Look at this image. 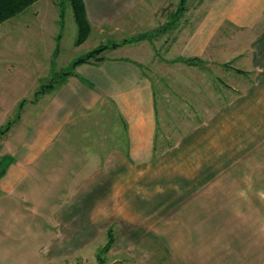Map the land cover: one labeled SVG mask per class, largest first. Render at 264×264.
Listing matches in <instances>:
<instances>
[{
    "label": "crops",
    "instance_id": "obj_1",
    "mask_svg": "<svg viewBox=\"0 0 264 264\" xmlns=\"http://www.w3.org/2000/svg\"><path fill=\"white\" fill-rule=\"evenodd\" d=\"M83 2L91 42L122 41L139 25L148 33L105 50L100 60L75 65L26 104L18 136L10 128L0 141V202L16 197L25 181L36 190V182L50 176L44 174L48 165L56 163L57 180L67 187L61 192L65 204L47 213L0 211V217L52 218L54 230L46 232L53 235L45 246L57 251L53 258L71 245L82 247L81 233L113 225L116 233L125 228L139 235L125 243L126 250L151 242L160 257L166 249L182 264H259L256 254L247 262L240 253L247 230L256 229L242 224L241 210L186 208L185 224L178 225L162 208L164 201L183 199L164 187L184 185L194 168L183 143L193 119L185 101L187 108L194 101H215L224 117L239 123L248 109L257 113L254 107L264 104V0H185L182 12L181 0ZM18 65L2 75L1 90L17 88L11 71L23 70ZM51 153L57 156L40 163ZM214 198L200 201H223ZM157 217L168 221L153 223ZM9 250L0 246L1 252ZM26 258L10 264H29Z\"/></svg>",
    "mask_w": 264,
    "mask_h": 264
},
{
    "label": "rangeland",
    "instance_id": "obj_2",
    "mask_svg": "<svg viewBox=\"0 0 264 264\" xmlns=\"http://www.w3.org/2000/svg\"><path fill=\"white\" fill-rule=\"evenodd\" d=\"M183 5L184 1L181 0L179 12H182ZM148 13H152V10L150 9ZM145 29V25H139L134 27L135 35L132 34V37L117 42L98 43L97 40L91 42L90 26L84 40L77 44L79 29L70 0H38L0 24V78L6 70L14 67L15 62L22 65L23 69L17 74L15 70L11 71L12 76L18 80L17 88L0 89L1 97L5 99L0 101V127L9 122V129L12 128L15 136H18L16 129L25 126V123L24 118L23 123H20V119L16 120V115L18 113L21 115V111L25 112L26 104L37 99L41 95L38 92L45 89L48 84H55L63 73L71 68L74 61L101 46L107 50L125 43L137 42L145 38L148 33L145 34ZM105 50L98 54L99 57H103L102 53ZM8 77L10 78L9 75ZM4 94L7 95L4 97ZM22 101L23 110L19 112V104ZM185 102L190 104V101ZM187 104L186 111L189 109L193 112L192 131L183 143L189 147L185 157L188 161L192 159L194 168L186 172L187 176L185 175L184 179L187 183L184 185L164 187L174 190L172 194H182L183 199L164 201L166 203L162 210L164 213L167 211L172 220H177L178 225L185 224L184 211L190 208H201L208 204L209 208L211 206L218 208L216 205H220L219 207L226 211L241 210L242 224L247 227L255 226L256 229L247 230L249 232L246 234L247 240L239 247L240 253L242 256L245 254L247 262L253 260L256 254L259 264H264V104L254 105L257 113H251L248 109L240 123L234 122L233 118L224 117L222 105L215 101H208L204 106L194 101L188 108ZM202 109H205V113ZM4 136L5 134H0V141ZM1 156L0 153V158ZM56 156L53 153L47 154L40 163H48L49 158ZM4 166L5 162L0 163V170ZM48 166L44 174L50 176L39 179L36 182V190L31 189V184L25 181L15 195L18 198L0 202V211L4 215L9 211L24 215L22 213L25 209H42L47 213L65 204L66 197H63L61 192L67 187L57 180L56 175L59 171L56 170V163ZM164 189L161 191L164 192ZM31 191H34L33 194ZM206 195H209L210 199L216 197L214 199L223 201L208 203L200 201ZM40 197L45 201H34ZM146 204L148 206L153 202L147 201ZM152 221L164 222L168 219L157 217ZM53 224L52 218L47 217L20 216L13 219L0 217V246L12 249L5 253L0 251V259H3L4 264L5 260L9 264L14 260L22 263L26 256L29 264H108L113 260H118L113 264H182L176 256L169 255L166 249L161 251L160 257L154 243L151 242H146L143 248L138 246L136 251L126 250L125 243L131 242L130 239L139 235H129L125 228L116 233L113 225L103 231L100 228L97 233H81L82 247L71 245L70 249L61 251L63 255L53 258L54 252L57 251H49L45 246V242L49 240L47 238L53 235L46 231L52 229ZM109 233L113 240L106 247ZM254 235L257 237L256 244L253 242ZM48 254L51 258L46 262Z\"/></svg>",
    "mask_w": 264,
    "mask_h": 264
},
{
    "label": "trees",
    "instance_id": "obj_3",
    "mask_svg": "<svg viewBox=\"0 0 264 264\" xmlns=\"http://www.w3.org/2000/svg\"><path fill=\"white\" fill-rule=\"evenodd\" d=\"M38 0H0V24H2L3 22H5L6 20L14 17L15 15H17L18 13H20L21 11H23L25 8H27L28 6L32 5L33 3H35ZM185 1V0H183ZM71 6H72V10H73V15L75 18V21L78 25V29H79V37L77 40V44L81 43L84 38L86 37V34L89 32V28L90 25L88 23L87 20V16H86V11H85V6H84V2L83 0H70ZM105 47L101 46L100 48L94 49L90 52H88L84 57L79 58L78 60L74 61L71 68L66 71L65 73H63V75H67L71 72L72 68L77 65L80 64L82 62H86L90 59H94V60H100L103 57H99V53L104 51ZM53 84H48L47 87H51ZM46 87V88H47ZM45 89L40 90L38 93H43L45 92ZM37 93V95H38ZM24 104V101L21 102V104H19V112L22 109V106ZM16 120L20 118V113H18L16 115ZM9 122H6L5 125L0 127V134H5L8 129H9ZM4 172V168H2L0 170V176L3 174ZM110 232V231H109ZM113 238L111 236V234L109 233V240L107 243V246L112 242ZM105 247V248H106Z\"/></svg>",
    "mask_w": 264,
    "mask_h": 264
}]
</instances>
